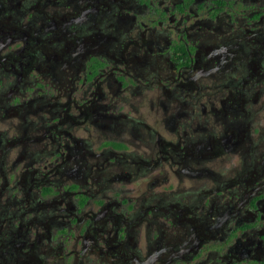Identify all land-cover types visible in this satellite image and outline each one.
<instances>
[{"label":"flooded vegetation","instance_id":"obj_1","mask_svg":"<svg viewBox=\"0 0 264 264\" xmlns=\"http://www.w3.org/2000/svg\"><path fill=\"white\" fill-rule=\"evenodd\" d=\"M0 264H264V0H0Z\"/></svg>","mask_w":264,"mask_h":264}]
</instances>
